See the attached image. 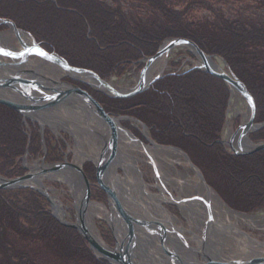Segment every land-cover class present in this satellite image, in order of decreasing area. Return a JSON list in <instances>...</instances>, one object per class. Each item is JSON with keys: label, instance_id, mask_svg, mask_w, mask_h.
I'll return each mask as SVG.
<instances>
[{"label": "trees", "instance_id": "16d2710c", "mask_svg": "<svg viewBox=\"0 0 264 264\" xmlns=\"http://www.w3.org/2000/svg\"><path fill=\"white\" fill-rule=\"evenodd\" d=\"M110 1L0 0V19L12 21L46 51L57 53L72 66L94 70L103 79L155 55L166 39H190L208 55L226 61L255 98L256 123L264 122V22L226 16L216 11L213 0H128L149 9L148 21L126 12L119 0ZM258 7L264 8V0H259ZM195 8L213 16L193 20L189 14ZM80 87L108 113L143 122L158 144L184 151L231 209L245 213L264 209V150L237 156L221 142L230 98V88L221 78L201 69L168 71L129 99ZM31 127L29 146L23 115L0 104V175L17 178L26 173L22 157L28 146L31 156L41 153L38 127ZM249 136L253 142L264 141V126ZM45 143L46 161L59 160L46 130ZM84 170L96 184V168L88 164ZM93 191L92 198L97 191V197L106 201L103 190L93 187ZM28 240L38 242V250L60 249L66 260L110 264L96 258L76 229L51 214L50 203L41 193L29 187L0 190V264H34L30 249L16 244Z\"/></svg>", "mask_w": 264, "mask_h": 264}, {"label": "rangeland", "instance_id": "374dc122", "mask_svg": "<svg viewBox=\"0 0 264 264\" xmlns=\"http://www.w3.org/2000/svg\"><path fill=\"white\" fill-rule=\"evenodd\" d=\"M107 2H109V4H112L110 0H107ZM258 2L259 0H229V2L226 3L213 0V4L216 8V11L221 12L226 16H231L233 18L239 17L249 22H264V8L258 7ZM119 3H121L122 7L126 12H131L133 16L138 17L139 15L142 20L147 19V21L151 19L152 15L148 8L139 4L131 3L128 0H119ZM138 9L140 11H137ZM189 15L192 16L190 17L193 20L210 18L213 16L209 11L199 8H195L194 11L191 12ZM0 43L5 45V47H7L11 51H19L23 48L20 41L16 37L14 30L12 29V27L9 26H6V28L4 29H0ZM3 45L0 44V47H2ZM167 57L168 58L166 62V68L163 71V74L168 71L182 73L183 71L187 72L190 69H200L197 67L200 63L199 57L188 47L174 48L167 55ZM211 57L212 61L218 66H220L223 71L233 73L223 58L219 56ZM0 61L10 63L15 62V60L6 59L5 57H0ZM140 63L142 64V66ZM145 64L146 61L141 62V60L140 62H132L131 64L127 65L126 69L122 73H112L108 79L104 80H106L110 84L112 83L115 88L121 92H130L137 86V78L140 75V72L144 68ZM29 65L37 69V73H40L38 76L46 75L55 80H60L65 83L75 84L78 86L87 85V87L93 93L104 94L109 97H112L108 92H105L96 86L90 85L83 79L71 76L57 65L50 64L38 56H36L35 58L30 57L29 62L24 64L22 66V69L34 70L32 68H27V66ZM51 86L54 85L51 83L50 87ZM52 93L53 91H51V94ZM68 103H71V106L75 105L78 107V105L75 103L62 101L52 108L44 109L36 113L34 117H27L28 121L26 122V127L29 130H31V126L36 124L40 131L42 130L43 137L44 130L49 132L52 139V143L57 148L59 160L46 161L45 159H43L45 150L47 151V148L44 147L41 153L34 157L30 154L27 155V158L24 161L26 173L31 172L33 168H41L42 166H54L56 165V163L64 161H68L73 164L80 165L82 167H85L88 164H92L96 168V166L93 164V162H91V160L87 159L84 162H81L79 160L80 158L77 157L82 153H95L97 145L95 146L89 141V139L95 140L94 137L93 139L92 137H87L88 133L94 131H92L91 127L86 122H84V120L80 117L76 109H74L76 111H74L73 109H70L69 111L67 109ZM248 110L249 106L244 97L240 93H238L237 97L233 98L232 93L230 92V98L228 100V107L225 113V122L222 130L221 140L222 144H224V146L229 152H232L230 146L228 145L229 139L231 137V131L237 133L240 130V126L243 124L244 115ZM119 116L126 115H117V117ZM39 122L42 124V128L40 127ZM122 123L136 137L142 139L147 144V146H154V143H152L151 141L152 138L150 136L149 130L146 127H143L134 120H124ZM257 130L258 129H253L248 133L247 136H245L248 138L250 145L252 146V148L250 147L247 150H252L254 148V145L256 144L264 143V141L256 143L250 139L249 134L254 133ZM42 132H40V134H42ZM163 150L164 151L153 150L152 153L155 156V163H152V160L150 158L148 159L145 154L141 153L140 149L129 153L130 155H132L133 158H136V167L142 174L141 180L143 181L141 182H143V184L148 187L147 190H149L150 193L161 194V189L158 188V176L161 174L163 180H166L168 182L167 189L169 190L170 194L165 195L167 198H171L172 196L179 197L182 195V197L194 196L196 194L195 189H191L188 185H186L185 190L181 191L177 182L181 179L187 178L189 179V184L191 185H195L198 182L205 184L204 179L201 176V170H199L201 177L198 178L196 171L193 169L186 156L181 151L169 148H165ZM118 171L121 176L125 175L124 166H120L118 168ZM44 184L45 187L49 188L48 194L57 197V199H59L62 205L64 206V209L66 211V221H69L70 223H76V195H74L68 183L63 182L59 179L46 178ZM93 192L94 191L92 189V194ZM97 195L98 192L95 191L94 197L95 199H97L96 203L101 205L108 213L109 206L107 196L105 201L102 198H98ZM216 195L218 196L217 193ZM211 204L212 208L214 209L216 218L215 220L222 219L224 225H226L225 223H227L228 225H234L240 230V232H236L234 229L232 231H229V229H227L225 226L221 227L225 228L222 231L214 232L210 240L205 239V237H203L204 227L203 230H201L199 225L195 223L194 220H192L190 217H188L187 215H185V213L182 212L179 204L164 200L162 203L163 207L172 215L174 224L180 229V232L183 235L182 237L178 236L175 241H168L169 245H172L171 247L173 248V250L182 257L187 256L186 254H188V252H194V250L199 247L200 243L196 238H194V236L196 235L197 237H202V239H204L205 245H207L211 250H213L215 258L212 259L216 261H228L255 257L254 255H256V253L253 252V250L250 248L249 240L254 239L264 242V209L253 213L234 211L230 209L219 196L218 200L213 199ZM206 210V213L208 214V209ZM218 212H221L222 215L219 216ZM52 213H54L53 207ZM155 216L156 218H154ZM160 217L161 216L155 213H153V215L151 214L150 216V218L154 220L162 221ZM92 221L94 223V233L103 242H105V244L112 247L115 246L116 237H119V234L117 230L115 233V231L110 225L109 220H106L105 214L103 212H99V214L95 216ZM77 231L79 232V230ZM84 240L86 241L88 248L92 251V253L96 256L98 260L106 261L100 257L99 253L95 254L92 248L90 247L88 241L85 238ZM156 241L157 243L152 242V247H154V249L156 248V250L158 249L159 253L164 255L166 257L165 261H167L169 257H167L165 251L161 247L160 240ZM16 244L18 248H22V245H24L25 249H30L29 254L34 264H92L91 260L89 261L87 259H85V261L76 259L78 262H76L75 260H66V257L62 255L60 249L56 251L53 247H50V250L47 251L38 250V242L35 243L32 240H28L24 243H20L19 241H17ZM136 248L137 251H134L133 253V256H136L134 259H136V261L140 262L141 264H147L145 263L146 259L150 261V259H148V254H143V251L139 249L137 245L134 250H136ZM217 248L219 250H217ZM261 257H264V255L262 254ZM63 259L66 261H63ZM187 260L188 261H184L186 264L203 263L207 261L201 252L197 255V258L194 261L189 259Z\"/></svg>", "mask_w": 264, "mask_h": 264}, {"label": "water", "instance_id": "95a60500", "mask_svg": "<svg viewBox=\"0 0 264 264\" xmlns=\"http://www.w3.org/2000/svg\"><path fill=\"white\" fill-rule=\"evenodd\" d=\"M0 24L9 25L14 29L15 34L17 35L19 32H22L17 26L10 20L1 19ZM19 36V35H18ZM20 43L23 46L22 50L19 51H11L16 53L15 56H10L6 54H0V57H5L6 59L15 60V62H4L0 61V104L5 105L18 113L22 114L24 118L27 117H34V115L46 108H50L57 103L68 101L75 103L77 105L83 106V108L89 109L95 116L100 118L106 124H108L110 128V138L105 143V147L101 151L100 158L97 162H94L97 170V180L100 187L104 190L108 206H109V217L111 220L113 219L114 215L116 214L118 218L125 223L127 226L128 234L122 235L121 231L118 232L119 237H116L115 246H109L105 243L101 244L92 236L85 227L80 226L78 224V219L76 223H67L62 222L64 225H67L71 228L79 230L82 236L88 241L90 247L92 248L95 254L100 253V257L104 260L108 261L110 264H141L140 262L136 261L133 256L134 249L136 247V235L134 231L133 223L138 224L150 231L151 233H155L160 240V245L165 251L167 257H169V261L171 264H186L181 256L177 254L173 248L169 245L167 240V232L168 229L161 221H151V220H142L137 218L133 214L127 212L124 207L122 206L117 192L113 187V184L106 178V171L112 161L115 159L118 150V141H119V132L124 127L118 122L120 119H128L126 116L114 117L113 115L106 112L104 107L101 103L92 96L87 90L81 88L78 85L65 83L60 80H55L51 77L46 75H42V79L52 83L54 86H51V91L53 93L51 95H46L48 97L39 98L35 96V92L37 91L38 94L41 93L43 84H41L36 78L31 77L34 75L32 70H23V73L20 72L17 74L9 73V70H6V67H13V66H21L29 62V54H34L44 61H47L50 64L57 65L63 71L69 74V72H86L91 74L95 77L101 84L102 88L98 87L99 89L108 92L112 97L117 99H129L132 98L146 89H148L154 81L162 77V74L156 76L151 82L146 84L143 76L145 75L146 71L149 67L154 63V61L162 56L168 55L174 48L177 47H188L190 48L200 59V61L204 62V66H200L201 63L197 66L198 68L202 69L203 71L212 74L218 78H221L225 81V83L229 86L230 91L231 87H234L238 90V92L244 97L246 100L249 109H250V118L245 125L240 126V130H242L241 137L247 136L248 133L253 129H259L264 124H255L256 118V102L253 95L250 93L246 85L233 73L221 71L218 72L211 68L209 61H212V57L205 53L195 42L190 39L186 38H170L167 39L163 44L160 46L158 52L150 57H146L143 61H146L144 68L141 70L140 74L142 78L139 84L130 92H121L115 87L111 86L109 82L102 79L97 73L92 70H87L83 68H78L71 66L64 58L59 56L56 53H49L44 50L39 43H37L33 39V44L31 46H26L23 41L20 39ZM166 43V44H165ZM8 51V50H6ZM40 52L46 53V55H40ZM30 71V72H29ZM25 73V74H24ZM30 75V78L27 76ZM84 80V79H83ZM87 82V81H86ZM88 83V82H87ZM90 84V83H89ZM18 85L19 87L15 86ZM91 85V84H90ZM10 88H12L10 90ZM10 95V96H9ZM40 96V95H39ZM251 98V102L249 100ZM47 99V103L41 104L40 101ZM254 105V106H253ZM139 122L143 127H145L144 123L136 120ZM40 123V122H39ZM42 124L40 123V127ZM42 128V127H41ZM125 129V128H124ZM42 132V130H41ZM136 141H139L138 138L134 137ZM140 142V141H139ZM142 143V142H141ZM145 145L144 143H142ZM228 145L231 148L233 154L237 156H244L253 154L255 152H259L264 150V143L254 145L252 150H245L241 147L235 148L233 141H229ZM146 146V145H145ZM169 149H175L172 146H166ZM46 151V150H45ZM46 153V152H45ZM186 155V154H185ZM187 156V155H186ZM190 165L197 171L196 167L190 161L189 157L187 156ZM45 159V156L43 157ZM152 163H155L152 161ZM64 167L73 168L82 178L84 188H85V201H90L91 198V183L84 173L82 166L73 164L68 161L56 163V165L51 166L50 168H43L46 172L50 171H57ZM202 176V175H201ZM32 174L30 172L26 173L25 175L17 178H4L0 176V190L3 189H10V188H17V187H32L31 185L24 184L27 181H30L32 178ZM205 182V181H204ZM206 184V182H205ZM206 186H208L206 184ZM34 188V187H32ZM36 189V188H34ZM39 190V189H37ZM42 192V194L47 198L50 204L53 206V201L50 195L46 192ZM173 197V196H172ZM179 202H176L178 204ZM210 204H207V209L209 208ZM211 213L208 209V217L207 223L212 222ZM106 220H109L106 218ZM110 225L116 233V225L114 221H110ZM206 223V224H207ZM153 227L151 229L150 227ZM205 231L203 232V237ZM203 256L206 258V262L203 263H195V264H264V257H253V258H242L236 260H228V261H216L211 257L207 256L205 253L201 252Z\"/></svg>", "mask_w": 264, "mask_h": 264}, {"label": "bare ground", "instance_id": "6f19581e", "mask_svg": "<svg viewBox=\"0 0 264 264\" xmlns=\"http://www.w3.org/2000/svg\"><path fill=\"white\" fill-rule=\"evenodd\" d=\"M14 30V29H13ZM19 35V36H18ZM16 37L20 41V39L23 41V43L26 46H31L33 44V41L31 40L30 36L27 33L24 32H19ZM3 45L2 43H0ZM166 44V43H165ZM4 50H9L5 45L0 47ZM18 51V50H16ZM35 58L36 55L34 54H29V58ZM167 55H162L158 57L154 63L149 67V69L146 71L145 75L143 76L146 84L151 82L156 76L163 74V71L166 68V62H167ZM200 66H204V62L200 61ZM209 64L211 68L214 70L221 72L223 69L215 64L213 61H209ZM22 66H13V67H6V70H9V73L11 74H19L20 72L23 73ZM27 68H32L34 72V75H31V77L36 78L43 86L41 93L38 94L37 91L35 92V96L39 98H44L46 95H51V87H50V82L42 79V76H38L40 73H37V69H35L32 66H27ZM10 70H16V71H10ZM31 70V69H30ZM36 70V71H35ZM15 72V73H14ZM30 72V71H29ZM25 74V73H24ZM71 76H74L76 78L84 79L88 83H90L92 86L100 87L103 90H106L105 88L101 87L100 82L93 77L91 74L86 73V72H69ZM37 75V76H36ZM30 78V75L27 76V78ZM142 78V75L140 74L137 78V85L139 84L140 80ZM111 86L115 87L112 83L110 84ZM19 87L18 85H15ZM20 88V87H19ZM12 88H10L11 90ZM116 89V88H115ZM13 90V89H12ZM231 93L232 97L235 98L237 97V94L239 93L238 90L234 87H231ZM40 95V96H39ZM46 96V97H48ZM47 99H44L41 102V104L47 103ZM58 104V103H57ZM56 104V105H57ZM55 106V105H54ZM52 106V107H54ZM50 107V108H52ZM49 109V108H46ZM67 109L70 111V109H76L80 117L86 122L90 127L91 130L94 132L88 133L87 137L95 140L89 139L93 145H97L96 151L93 154H80L77 157H79L81 162H84L85 160L89 159L94 162H97L100 158L101 151L105 147V143L109 140L110 138V128L108 124H106L104 121H102L100 118L95 116L93 112H91L89 109L86 107L83 108V106H71V103L67 104ZM74 110V111H76ZM250 118V109L245 113L244 119H243V124L245 125L247 121ZM126 119H120L118 122L121 124V122ZM242 135V130H239L237 133H234L231 131V137L229 141L234 142V146L239 149L241 147L242 149H249L252 146L250 145V142L247 137H241ZM233 138V139H232ZM141 150V153L145 154L146 157L151 159L152 161H155V156L153 155V150L156 151H164L163 149L165 148H160L158 146H145L141 142L136 141L134 139V135L132 134L131 131L127 129H122L119 132V141H118V150H117V155L115 159L112 161V163L109 165L107 171H106V178L113 184L114 189L117 192L118 198L124 207V209L131 213L135 214L137 218H140L142 220H151V221H161V220H154L150 218L151 214L153 213L161 216L160 218L162 219V223L165 225V227L168 229L167 232V240L170 241H175L178 236L182 237V233L180 232V229L174 224L172 215L163 207L162 203L164 200L170 201V202H179V206L185 215L190 217L192 220H194L195 223H197L200 227L201 230H203L204 227V236L205 239H209L212 237V234L216 231H222L225 228L229 229V231H232L233 229L237 232H240V230L234 226V225H224L222 222V219L215 220V213L214 209L212 208V200L217 199L218 196L216 193L210 189L206 184L203 183H196L195 185L189 184V179H181L178 181L179 189L181 191H184L186 188V185H188L191 189H195V195L192 197H182V196H173L171 198H167L165 195H169L170 192L167 189V184L168 182L163 180L161 174L158 176L159 183H158V188L161 189V194H152L149 192L148 187L143 184V180H141V172L139 169L136 167L135 163V157L133 158L132 155L129 153H132L135 150ZM188 160V159H187ZM78 163V162H77ZM79 164V163H78ZM81 164V163H80ZM125 167V175L121 176L118 168L119 167ZM51 166L44 167L42 166L41 168H33L30 174H32V179L30 181L25 182L24 184L31 185L35 188H38L39 190H42L44 192H48L49 188L45 187V179H59L63 182L68 183L70 189L76 195V210H77V219H78V224L80 226H83L86 228V230L96 238L98 242L103 244L104 242L94 233L93 228H94V223L93 219L95 216L99 214V212H103L105 214V217L108 218L110 221H114V224L116 225L117 231H121L122 235H127L128 234V228L125 225L123 221H121L118 216L115 214L113 219L111 220V217H109V212L107 213L105 209L97 204L96 202L92 200L85 201V189H84V184L83 180L80 177V175L70 167H64L60 170L57 171H50L46 172L43 168H50ZM197 177L200 178V172L196 171ZM149 192V193H148ZM52 201H53V210L54 213L57 215L60 220H66V211L64 209V206L62 205L61 201L57 199V197L52 196ZM207 204L209 205V211L212 214V222L207 223V220L209 219L208 214L206 213L207 209ZM134 215V216H135ZM207 215V216H206ZM218 215L221 216V212H218ZM140 216V217H139ZM150 218V219H148ZM156 218V216L154 217ZM158 219V218H157ZM216 221V222H215ZM207 223V224H206ZM134 226V231L136 235V245L138 246L139 249L143 251V254H148V261L146 259L147 264H171L169 259L165 261L166 257L162 254L159 253L158 249H154L152 247V242L157 243L156 240L159 241L158 236L155 233H151L150 231H147L146 228L133 223ZM170 226V227H169ZM220 226V227H219ZM153 229V227H150ZM150 233V234H149ZM151 235V236H149ZM185 238V237H184ZM200 243L199 247L194 250V252H188L186 254L187 256H181L183 261H188L192 260L194 261L197 258V255L200 252L205 253L207 256L211 258H215V254L213 253V250H211L207 245H205L204 239L200 236H194ZM250 239V238H249ZM250 239V248L253 250V252L256 253L254 255L255 257L261 255H264V242H261L259 240H254ZM104 245V244H103ZM172 246V245H170ZM176 250V249H175ZM217 250H219L217 248ZM137 251V248L136 250ZM134 253V252H133ZM100 254V253H99ZM136 256H134L135 258ZM148 261V262H147ZM150 262V263H149Z\"/></svg>", "mask_w": 264, "mask_h": 264}, {"label": "snow or ice", "instance_id": "6c2138e0", "mask_svg": "<svg viewBox=\"0 0 264 264\" xmlns=\"http://www.w3.org/2000/svg\"><path fill=\"white\" fill-rule=\"evenodd\" d=\"M0 54H6V55H10V56H15V55H16V53L11 52V51H6V50H4V49H2V48H0ZM39 54H40V55H46V53H44V52H40ZM249 100H250V102H251V98H249ZM253 106H254V105H253Z\"/></svg>", "mask_w": 264, "mask_h": 264}]
</instances>
